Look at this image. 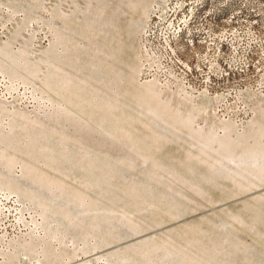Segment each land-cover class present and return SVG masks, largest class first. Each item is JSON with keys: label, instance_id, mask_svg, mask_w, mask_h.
Here are the masks:
<instances>
[{"label": "rangeland", "instance_id": "rangeland-1", "mask_svg": "<svg viewBox=\"0 0 264 264\" xmlns=\"http://www.w3.org/2000/svg\"><path fill=\"white\" fill-rule=\"evenodd\" d=\"M152 2L0 0V264H264V0L246 52L164 40L169 82Z\"/></svg>", "mask_w": 264, "mask_h": 264}, {"label": "built area", "instance_id": "built-area-1", "mask_svg": "<svg viewBox=\"0 0 264 264\" xmlns=\"http://www.w3.org/2000/svg\"><path fill=\"white\" fill-rule=\"evenodd\" d=\"M181 1L182 3H187V0ZM171 4L172 0H153L146 23L141 32V42L149 62L148 70L150 73L152 72L154 76H158L159 73H161L160 76L162 77L163 82H169V79L171 78L174 79L173 76L168 74V70L170 71V65L165 66V63L169 59L168 53L163 48L165 32L153 34L154 39L151 40V44H149V41H143V34L144 30H152L153 24H159L163 20L164 7L170 6ZM254 10H257L256 6H253V11ZM182 16L183 14L176 18L179 20ZM256 24V22L247 19L246 16H242L237 8L236 13H229L228 19L200 20L197 23L194 42L203 40L204 35H211V38L214 39V47L209 54V58L206 60H217V58L224 56L233 57L234 55L248 51L250 47L257 42H260V38H256V35H252V27ZM218 26H226L225 36H217ZM208 65L211 73V81L226 76V72L215 71L212 69L211 64ZM157 71H159V73H157ZM177 81H179V79ZM182 84L184 85V83ZM202 86H206V82H203ZM197 88L198 87H191L195 93H197ZM209 95L225 100L229 94L228 91H209ZM0 200H5V193H0Z\"/></svg>", "mask_w": 264, "mask_h": 264}, {"label": "bare ground", "instance_id": "bare-ground-1", "mask_svg": "<svg viewBox=\"0 0 264 264\" xmlns=\"http://www.w3.org/2000/svg\"><path fill=\"white\" fill-rule=\"evenodd\" d=\"M239 1L240 0H236L235 5L232 8H229L230 1L224 0L223 6L221 5L222 7H220L221 10H227V14L223 17L224 19L229 18V13H236L237 8H238V12L243 16V12L247 10V6L244 5L243 0H242L243 4L242 2ZM182 14L183 16L178 20V18L176 17L181 16ZM244 14H246V12ZM203 18H205V14L202 12L201 0H187V3H182L181 0H172V4L170 6L164 7L163 20L159 24H153L155 26L153 27L152 25L153 27L152 30H144V34L147 38L150 37L152 39L153 34H160V32H165V37L163 38V42L165 40V44L168 46H171L173 41L182 40V39L186 40L187 38L190 39V41L193 43L194 41L193 37H195L197 31V23ZM255 26H257V24ZM144 34H143V41L145 40ZM207 36H211V35H207ZM198 41H205V35L203 36V40H198ZM206 41L202 43L205 44Z\"/></svg>", "mask_w": 264, "mask_h": 264}]
</instances>
